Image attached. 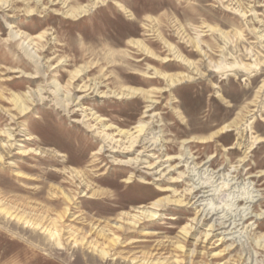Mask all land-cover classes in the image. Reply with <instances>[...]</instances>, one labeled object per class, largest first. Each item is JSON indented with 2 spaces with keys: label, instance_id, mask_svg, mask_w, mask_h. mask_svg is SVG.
Wrapping results in <instances>:
<instances>
[{
  "label": "rangeland",
  "instance_id": "1",
  "mask_svg": "<svg viewBox=\"0 0 264 264\" xmlns=\"http://www.w3.org/2000/svg\"><path fill=\"white\" fill-rule=\"evenodd\" d=\"M261 36L264 0H0V264H264ZM54 81L87 98L65 110ZM103 124L162 150L136 169Z\"/></svg>",
  "mask_w": 264,
  "mask_h": 264
},
{
  "label": "bare ground",
  "instance_id": "2",
  "mask_svg": "<svg viewBox=\"0 0 264 264\" xmlns=\"http://www.w3.org/2000/svg\"><path fill=\"white\" fill-rule=\"evenodd\" d=\"M100 1V0H99ZM88 12V7L87 9L83 8L77 11V14H84ZM226 34H224L225 36ZM11 38L12 40L16 41L17 39H19L21 41L20 46L21 49L24 51V53L26 54L27 57H29L30 60H32L33 62H35L38 66H41V64L43 65L41 58L38 57V55H36V50H34V47L31 46V44L26 43L24 40L22 41V37L18 34V33H12L11 34ZM264 37L261 36V40ZM133 44L138 45V42H132ZM204 42L200 36V34H198V36L196 37V42H195V47L197 48V51H199L203 58L206 59V61L208 62V65L211 68L214 69L215 72L221 71L220 73H222V70H227V65L226 68H224L221 63H215L213 61V59L211 58V56L209 55V51H205L204 50ZM224 50V49H223ZM222 50V51H223ZM170 51L171 53H173V55L175 56V59H177L179 62L183 63L185 68L187 69H192V70H196L195 73L197 72V74H200V76H203L200 72V69L198 67L197 64H195L194 62L190 61L189 59H187L186 57H183L181 54H179L175 48H173L172 46H170ZM251 51V50H250ZM248 50V54H252V52H250ZM218 52V51H217ZM211 54V53H210ZM226 55V54H225ZM257 55V54H256ZM254 57V56H253ZM257 57V56H255ZM224 60V59H223ZM166 61H170V59H167ZM257 61V60H256ZM224 62V61H223ZM222 62V63H223ZM259 65V64H257ZM238 65L235 64L234 66H232V69H234L233 67H237ZM246 66V65H245ZM41 68V67H40ZM239 68H244L243 65L240 66ZM247 69V68H246ZM225 74V73H224ZM192 81L194 80L191 76L189 75H184L181 79V81ZM177 82L175 80H173V83ZM179 82V81H178ZM175 84V83H174ZM172 86V85H171ZM51 87H54V90L50 91L52 93V95H54L55 97H57L59 104L61 105L62 108H64L65 110H68L70 106H75L77 107L80 104V100H83L85 96H78L75 97L74 95H72L71 92H68L66 95H61V88L60 85L57 83V81H54L51 83ZM75 89V88H74ZM90 92V91H89ZM134 93H136V91H134ZM63 96V97H59V96ZM39 97H41V95H39ZM87 98V97H86ZM22 102V101H21ZM18 104V103H17ZM19 109L21 111H27L29 110L27 107H25L23 105V103L19 104ZM81 110V109H80ZM69 111V110H68ZM84 118V117H83ZM99 117L96 118V120L99 121ZM79 122V121H78ZM101 122V121H100ZM84 125V124H83ZM91 128H94V125L90 126ZM103 130L102 132H99L100 135L102 136L103 140H104V147H107L108 149H110V151H113V153L116 154H121V155H125V154H132L138 151V149L140 148L141 150L138 151V155L135 159H129L128 161H126L125 163L128 165H131L133 167H135L136 169L140 168L141 165L147 163L144 158L145 157H149V156H145L146 154H152L150 157H155L157 154L155 152H160L162 150L158 149L160 148L157 142H154L152 140H150L149 138H147L146 133L145 132V126L140 125L137 126L135 128V132H133L132 130H120L119 134L121 137L123 138H127L129 141L123 143L122 140L117 139L116 136H114L112 133H109V130H111V126L105 125L103 124ZM235 128H237V124H230L225 126L224 128L221 129L222 132H229V131H233ZM92 131V130H91ZM96 131V130H95ZM215 134H213L211 137L203 139L202 141H208L209 139H213ZM196 139V138H195ZM256 142H260L263 141V138H260L258 136L254 137ZM188 141V140H187ZM102 151V150H101ZM160 157H158L159 159ZM171 158H168L166 161H169ZM160 162L155 161L154 164H151L149 166V169H153L156 170L159 166H161L162 164H159ZM122 164V163H121ZM160 174L159 170H157L156 172H153L152 174H150L151 176H156ZM149 175V174H147ZM182 175V174H181ZM207 187H194L192 188L191 192L192 194H197L200 193L202 189H205ZM206 193V192H205ZM204 196H201L200 198H202ZM199 201V199H198ZM196 201L194 205H196V203L198 202ZM166 202V201H165ZM174 202V201H173ZM200 202V201H199ZM176 203H179L178 205H180L181 203H183L182 201H177ZM165 203H162L161 200H158L156 202H154L150 207L148 208H144L142 209L139 214H140V218H147V219H151L154 220L158 217L159 215V211L164 207ZM211 212H206V210L203 209L202 211V215H200L202 217L201 220H208L209 218L212 219ZM197 218V217H196ZM217 219V218H216ZM218 222V221H217ZM220 222V221H219ZM215 225L211 226V230L214 231ZM209 236V235H207ZM224 239V238H223ZM222 239V240H223Z\"/></svg>",
  "mask_w": 264,
  "mask_h": 264
}]
</instances>
